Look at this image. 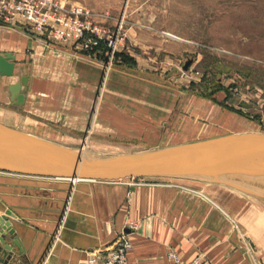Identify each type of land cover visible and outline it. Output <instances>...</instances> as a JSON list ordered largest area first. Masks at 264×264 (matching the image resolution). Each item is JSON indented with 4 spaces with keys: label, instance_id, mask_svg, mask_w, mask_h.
<instances>
[{
    "label": "crops",
    "instance_id": "1",
    "mask_svg": "<svg viewBox=\"0 0 264 264\" xmlns=\"http://www.w3.org/2000/svg\"><path fill=\"white\" fill-rule=\"evenodd\" d=\"M0 30L4 34L0 47L13 53L15 61L23 58L26 44L32 50L39 49L34 52L41 63L26 66L19 79L15 73L4 77L12 78L7 83L2 84L4 78L0 76L4 97L0 107L7 109L0 108V117L10 125L64 145L87 126L99 134L144 136L142 141L151 143L153 129L161 132V126L167 124L175 102L152 94V83L117 68L104 83L90 125L93 88L101 72L90 55L54 45L43 54L46 44L34 35ZM129 33L130 39L134 37L135 32ZM126 51L135 57L131 50ZM135 60L139 66L141 59ZM24 74L28 76L21 90L24 103L15 105L8 86L19 82ZM1 174L0 216L5 209L14 214L6 217L15 234L8 235L5 242L17 240L20 250L14 246L8 254L21 264H85L88 253L105 251L128 222L136 225L128 234L132 248L127 259L131 264H173L167 258L171 250L184 261L199 256L201 264H264L262 211L231 190L201 194L195 185L200 188L207 184L195 181L193 188L189 184L130 180L143 178L105 182ZM68 198L67 214L54 240Z\"/></svg>",
    "mask_w": 264,
    "mask_h": 264
},
{
    "label": "rangeland",
    "instance_id": "2",
    "mask_svg": "<svg viewBox=\"0 0 264 264\" xmlns=\"http://www.w3.org/2000/svg\"><path fill=\"white\" fill-rule=\"evenodd\" d=\"M69 3L98 14L94 20L112 30L117 20H122L121 32L124 38L108 68L104 67L107 63L105 46L101 45L100 50L94 52L84 51L101 68L98 80L95 81L96 87L93 88L95 103L90 110V125L95 119L102 88L112 69L122 68L152 83V94L175 103L167 124L161 126V132L153 129L151 143L143 142L141 138L145 139L144 136L133 135L129 138L121 134H99L87 126L75 139L66 140L64 145L83 150L86 155L94 157L112 156L229 133H264V0H70ZM0 26V29L14 32L22 30L31 34L18 22L0 20ZM1 32L0 43L4 37ZM129 32H135L131 39ZM47 41L45 48L40 49L43 54L49 51L47 48L51 45L69 46L83 52L71 42ZM33 42V45L37 44ZM127 48L137 59H141L139 66H136L137 61L128 54ZM34 50L37 52L39 49L32 50L25 44L23 58L15 61L14 73L18 79L26 66L29 68L41 64L36 61L39 54H35ZM0 52L10 51L0 47ZM187 62L190 63L186 67ZM11 79L4 78L1 83ZM1 98L4 97L0 92ZM18 111L25 115L20 107ZM0 122L19 129L10 125L5 118L0 117ZM130 180L189 184L193 188L197 184L194 181L167 178ZM125 181L129 182L128 179ZM254 183L257 188L264 189L263 180ZM198 186L195 185L196 191L201 194L222 188L236 192L246 198L250 206L260 209L261 216H264V209L260 206L264 204L262 199L256 198L253 201L250 199L253 197L225 185L215 186L217 188ZM60 225L54 240L58 239ZM130 231L122 232L127 233L128 238ZM240 234L245 237L246 233L241 231Z\"/></svg>",
    "mask_w": 264,
    "mask_h": 264
},
{
    "label": "water",
    "instance_id": "3",
    "mask_svg": "<svg viewBox=\"0 0 264 264\" xmlns=\"http://www.w3.org/2000/svg\"><path fill=\"white\" fill-rule=\"evenodd\" d=\"M14 69L15 55L0 53V76H12ZM27 81L24 74L19 82L8 86L13 104L24 103L21 90ZM0 172L105 182L126 178L187 179L225 185L264 200V189L254 183L264 182V133H229L152 150L94 157L0 122ZM6 216L14 214L5 209L0 216V264H21L8 254L14 246L20 248L15 239L5 242L8 235L15 234Z\"/></svg>",
    "mask_w": 264,
    "mask_h": 264
},
{
    "label": "built area",
    "instance_id": "4",
    "mask_svg": "<svg viewBox=\"0 0 264 264\" xmlns=\"http://www.w3.org/2000/svg\"><path fill=\"white\" fill-rule=\"evenodd\" d=\"M96 15L98 14L85 7L71 4L67 0H0L1 21L23 24L31 35L45 44H48L47 40L71 42L83 52L98 51L103 45L107 49L105 54L107 63L103 64L105 68H108L117 47L124 38L121 32L122 20H117L115 29L112 30L95 21ZM68 206L69 198L61 212L59 224L64 221ZM135 226V223L129 222L125 230H132ZM131 247L127 233L121 232V235L105 251L88 253L84 263L130 264L127 252ZM167 258L173 264H201L199 256L190 261H184L172 250L167 253Z\"/></svg>",
    "mask_w": 264,
    "mask_h": 264
},
{
    "label": "bare ground",
    "instance_id": "5",
    "mask_svg": "<svg viewBox=\"0 0 264 264\" xmlns=\"http://www.w3.org/2000/svg\"><path fill=\"white\" fill-rule=\"evenodd\" d=\"M3 77H12V76H3ZM8 98V97H7ZM2 123V122H1ZM6 125V124H5ZM251 132H253V131H251ZM155 178H163V179H174V178H168V177H155ZM126 179H128V178H126ZM67 180H70V179H67ZM121 180H125V179H121ZM176 180H187V179H176ZM70 181H79V180H70ZM190 181H194V180H190ZM195 182H198V181H195ZM199 183H202V182H199ZM204 184H207V186H210V187H212V188H217V187H215L214 186V184H211V183H204ZM249 196V195H248ZM250 197H253V196H250ZM249 197V198H250ZM251 200H253V201H255V197H253V198H250ZM260 206H262L263 207V209H264V204L263 205H260Z\"/></svg>",
    "mask_w": 264,
    "mask_h": 264
}]
</instances>
